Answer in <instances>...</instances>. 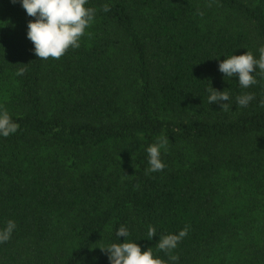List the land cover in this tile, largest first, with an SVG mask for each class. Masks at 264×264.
I'll return each mask as SVG.
<instances>
[{
	"label": "trees",
	"instance_id": "obj_1",
	"mask_svg": "<svg viewBox=\"0 0 264 264\" xmlns=\"http://www.w3.org/2000/svg\"><path fill=\"white\" fill-rule=\"evenodd\" d=\"M85 7L95 18L79 48L41 59L34 17L0 0V108L19 125L0 137V228L16 224L0 264H109L99 247L122 243L121 226L165 264H264V75L242 88L218 70L259 58L264 0ZM211 87L229 100L208 103ZM161 136L166 166L146 172ZM185 226L176 248H157Z\"/></svg>",
	"mask_w": 264,
	"mask_h": 264
},
{
	"label": "clouds",
	"instance_id": "obj_2",
	"mask_svg": "<svg viewBox=\"0 0 264 264\" xmlns=\"http://www.w3.org/2000/svg\"><path fill=\"white\" fill-rule=\"evenodd\" d=\"M16 3L17 0H10ZM26 14L34 17L27 23L26 38L33 44V52L41 59H59L66 50L79 48L80 38L85 34L95 18V9L87 8L88 0H18ZM110 9L106 4L104 12ZM259 58L253 56L249 51L241 55H230L218 62V70L224 77H236V81L242 88H248L256 83L254 72L259 70L264 75V46L259 48ZM22 74V70L18 73ZM212 91L208 96V103H219L228 101L229 94L224 91ZM254 99L253 94L245 93L236 98V104L247 107ZM264 106V101L261 102ZM224 107V103L221 104ZM19 128L18 123L13 121L8 112L0 108V137H8ZM168 144L167 137L161 136L158 142L146 148L147 163L149 167L146 172L162 171L165 164L161 160V150L165 151ZM16 224L8 220L3 228H0V243L10 239ZM156 233L154 227L148 228V236L151 238ZM188 234V226L180 229L178 233L168 234L160 238L157 248L161 251H168L176 248L178 242ZM123 236L121 242H112L99 248L106 252L109 264H165L158 257H154L149 247L141 251L140 246L131 240H126L129 231L121 226L116 230V237ZM170 260H177L176 256L169 257Z\"/></svg>",
	"mask_w": 264,
	"mask_h": 264
}]
</instances>
